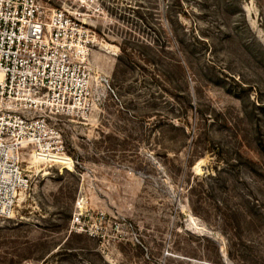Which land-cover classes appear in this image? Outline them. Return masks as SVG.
Wrapping results in <instances>:
<instances>
[{"label": "rangeland", "instance_id": "obj_1", "mask_svg": "<svg viewBox=\"0 0 264 264\" xmlns=\"http://www.w3.org/2000/svg\"><path fill=\"white\" fill-rule=\"evenodd\" d=\"M68 4L89 110L23 154L0 264H264V0Z\"/></svg>", "mask_w": 264, "mask_h": 264}, {"label": "built area", "instance_id": "obj_2", "mask_svg": "<svg viewBox=\"0 0 264 264\" xmlns=\"http://www.w3.org/2000/svg\"><path fill=\"white\" fill-rule=\"evenodd\" d=\"M70 1L0 0L1 218L15 216L18 195L28 187L26 151L51 164L66 154L50 118L89 110L93 40Z\"/></svg>", "mask_w": 264, "mask_h": 264}]
</instances>
